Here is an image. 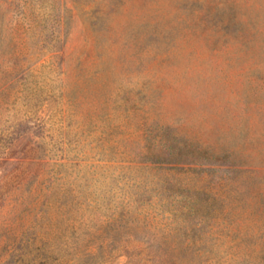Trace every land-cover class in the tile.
<instances>
[{
	"label": "rangeland",
	"instance_id": "374dc122",
	"mask_svg": "<svg viewBox=\"0 0 264 264\" xmlns=\"http://www.w3.org/2000/svg\"><path fill=\"white\" fill-rule=\"evenodd\" d=\"M0 264H264V0H0Z\"/></svg>",
	"mask_w": 264,
	"mask_h": 264
}]
</instances>
